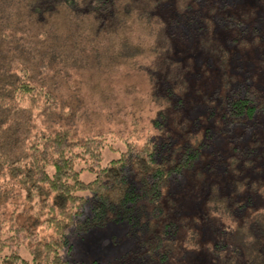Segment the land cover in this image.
Here are the masks:
<instances>
[{"label": "trees", "instance_id": "trees-1", "mask_svg": "<svg viewBox=\"0 0 264 264\" xmlns=\"http://www.w3.org/2000/svg\"><path fill=\"white\" fill-rule=\"evenodd\" d=\"M10 4L0 21L23 7L42 25L64 7L67 22L59 29L68 42L62 53L88 73L84 89L69 83L58 94L28 71L16 72L18 63L0 66V264H81L70 258V235L121 220L143 232L146 264H264V86L253 69L241 70L244 59L251 60L236 51L251 45L264 63V0ZM79 6L94 16L88 29L76 14L77 20L67 18ZM178 37L201 49V69L190 76L216 72L207 92L187 87L185 55L173 58L168 47ZM59 45L50 47L52 58ZM166 48L151 70L172 72L146 71L155 108L146 125L135 119L117 130V139L108 125H85L113 115L114 95L102 70ZM239 127L250 130L247 145L229 136ZM107 149L119 153L103 163ZM83 170L93 173L89 181L80 178ZM173 184L170 193L178 197L199 192L191 213L177 207L169 194Z\"/></svg>", "mask_w": 264, "mask_h": 264}, {"label": "rangeland", "instance_id": "rangeland-1", "mask_svg": "<svg viewBox=\"0 0 264 264\" xmlns=\"http://www.w3.org/2000/svg\"><path fill=\"white\" fill-rule=\"evenodd\" d=\"M14 1L16 2V0H0V14L6 12V8ZM20 9V11L18 10L12 14L14 17H10L7 20L5 16V18L0 21V66L2 69H6L13 63H18L15 65L16 72L28 71L30 76L37 83L51 86L58 94L65 92V86L69 83L71 84V88L80 87L84 89L85 84L82 78L88 73L87 69L79 67L78 65H72V58L66 57L69 54L65 56L62 53L64 52L62 46L68 42V39L61 35L64 31L59 28H61L60 26L63 24L66 25L67 20L66 17L64 19V14L66 15L67 10L59 6L58 12L52 11L48 14L49 22H45V20H47V17H45L42 25H40L41 22L39 23V21H36V17L31 16L26 8L20 7ZM74 14H76V17H80V21H83L84 27L88 29L94 16L88 14L82 6H79L78 11H75V13H69L67 18L77 20ZM73 24L72 22L67 25V27L71 30V28H75ZM18 27H22L20 32L19 30L17 31ZM54 32L58 33L57 39L52 36ZM58 41H60V51L55 47V50L59 54L55 59V57L52 58L51 56L53 54L51 46L55 42L58 46ZM101 41L106 42L105 39H101ZM45 46L47 53L43 51ZM188 46V44L180 41L179 37L174 44L172 42L168 44V47H172L173 49V58H179L178 54L185 55L181 63H183V67L186 66L183 78L186 80L187 87L191 90L192 87H200L201 90L207 92L211 87L210 81L212 76L214 75L213 77H216V72L213 74L207 69L206 72L200 73L198 77L190 76L195 74L196 70L201 69V64H197L198 61L196 58L198 53L200 54L201 49L197 44L192 45V47ZM168 49L169 48H166L164 51H162L163 49L159 50V54L157 55L139 58L135 64L116 66L111 72L102 70L107 75H102L103 84L106 86L109 85L114 95V98L111 99V104H114H112L114 107L112 112L113 115L110 116L108 122L102 120L95 121L97 119L96 117L94 118L95 122H86L85 125L94 124L96 129L110 126L113 130L114 139L119 138L117 134L118 129H122V126L129 127L135 119L140 122V126L146 125L147 122H149V118L153 116L155 110V108H152V102L149 101V97L154 91V84L149 80L146 71L150 70L152 73V70H154L155 73L159 72L161 74L162 68L164 67L161 66V68L151 70L155 65L152 63L163 52L165 54ZM236 51L251 60L247 61L244 59V62L241 63V70L249 71L253 69L254 80L259 86H264V63H262L260 58H256V50L254 51L251 45H245L237 46ZM103 62L106 64L107 60ZM179 64L176 66H179ZM166 69L167 72H172L171 68ZM154 72L153 74L155 75ZM101 74L102 73H99V75ZM191 98H193V96H191ZM87 100H89L87 104L90 106L92 100L90 98H87ZM262 117L264 118V116ZM77 122H82V119L77 120ZM128 127L124 130L128 129ZM232 134H229V136L237 135L239 137L238 143L241 145H247L251 137L249 129H241L240 127ZM233 139L235 141V138H232V140ZM113 145L122 150L125 148V143L120 141H114ZM217 146L226 148L227 144L222 146L220 144ZM106 148L110 147L107 146ZM118 153L119 150L107 149L104 152L103 163L107 159L118 155ZM92 177L93 173H89L85 170L80 172V178L84 181H89ZM173 186L174 188H169V194L175 199L177 198V207H180L181 212L191 213L193 210V201L196 197L193 193L197 191H188V194L178 197L170 193V191L172 192V190L175 189L174 184ZM85 195L88 196V198L90 197L89 193H85ZM88 203L86 205V213L89 212ZM174 212H177V210L175 209ZM47 231L48 230L44 228L43 232ZM142 237L143 232L140 231L138 227L132 225L129 220L110 221L104 226L92 227L82 235L71 234L69 237L72 245L70 258L74 261L81 262V264H146V255L144 253L143 243L141 242ZM64 254L63 252V255Z\"/></svg>", "mask_w": 264, "mask_h": 264}]
</instances>
